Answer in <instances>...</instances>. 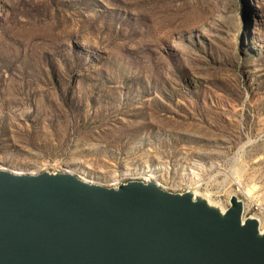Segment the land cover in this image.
I'll use <instances>...</instances> for the list:
<instances>
[{
  "label": "rangeland",
  "instance_id": "1",
  "mask_svg": "<svg viewBox=\"0 0 264 264\" xmlns=\"http://www.w3.org/2000/svg\"><path fill=\"white\" fill-rule=\"evenodd\" d=\"M4 169L264 202V0H0Z\"/></svg>",
  "mask_w": 264,
  "mask_h": 264
},
{
  "label": "water",
  "instance_id": "2",
  "mask_svg": "<svg viewBox=\"0 0 264 264\" xmlns=\"http://www.w3.org/2000/svg\"><path fill=\"white\" fill-rule=\"evenodd\" d=\"M154 181L0 170V264H264L260 220Z\"/></svg>",
  "mask_w": 264,
  "mask_h": 264
},
{
  "label": "built area",
  "instance_id": "3",
  "mask_svg": "<svg viewBox=\"0 0 264 264\" xmlns=\"http://www.w3.org/2000/svg\"><path fill=\"white\" fill-rule=\"evenodd\" d=\"M247 216H255L257 218L264 219V202L261 199H253L250 203H247V210H245Z\"/></svg>",
  "mask_w": 264,
  "mask_h": 264
},
{
  "label": "bare ground",
  "instance_id": "4",
  "mask_svg": "<svg viewBox=\"0 0 264 264\" xmlns=\"http://www.w3.org/2000/svg\"><path fill=\"white\" fill-rule=\"evenodd\" d=\"M86 181V180H85ZM88 182V181H87ZM91 183V182H90ZM244 220L246 219L245 215H244ZM260 233L263 234L264 232L260 230Z\"/></svg>",
  "mask_w": 264,
  "mask_h": 264
}]
</instances>
